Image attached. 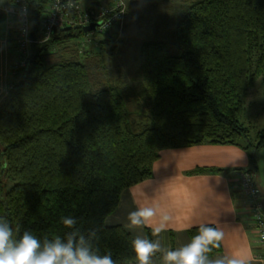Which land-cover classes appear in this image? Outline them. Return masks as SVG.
Wrapping results in <instances>:
<instances>
[{
	"label": "trees",
	"instance_id": "obj_1",
	"mask_svg": "<svg viewBox=\"0 0 264 264\" xmlns=\"http://www.w3.org/2000/svg\"><path fill=\"white\" fill-rule=\"evenodd\" d=\"M25 1L38 35L50 0ZM172 20L171 39L140 47L139 91L106 64L117 25L66 26L30 44L0 99V215L37 236L63 235L60 218L75 216L82 231L98 229L101 254L135 264L130 233L105 220L123 190L152 177L162 150L234 145L249 156L239 171L254 172L264 127L252 140L240 115L257 76L264 88V0H190ZM97 34L90 48L76 42Z\"/></svg>",
	"mask_w": 264,
	"mask_h": 264
},
{
	"label": "crops",
	"instance_id": "obj_2",
	"mask_svg": "<svg viewBox=\"0 0 264 264\" xmlns=\"http://www.w3.org/2000/svg\"><path fill=\"white\" fill-rule=\"evenodd\" d=\"M14 32V22L6 27L0 19L1 68L4 66L2 58L5 57L11 62L9 76L12 81L15 79L12 69L19 57ZM254 156L256 168L253 174L263 194L264 145L254 152ZM249 167L248 153L234 145L200 143L164 149L153 165L152 177L123 190L117 208L106 218L105 223L108 226H122L133 239L137 236L159 239L162 249H168L180 247L190 240L189 231L196 227L179 230L184 225L192 221L213 222L224 236L220 241L221 250L211 257L230 254L245 260L246 264H264L262 246L240 190L239 170ZM208 168L222 171H201ZM149 200L159 202L162 209L175 205L169 229L158 236H153L147 226H131L127 219L128 213L139 203ZM161 255V252H157L152 257V264H163Z\"/></svg>",
	"mask_w": 264,
	"mask_h": 264
},
{
	"label": "clouds",
	"instance_id": "obj_3",
	"mask_svg": "<svg viewBox=\"0 0 264 264\" xmlns=\"http://www.w3.org/2000/svg\"><path fill=\"white\" fill-rule=\"evenodd\" d=\"M2 2V0H0ZM14 2V0H13ZM175 205L173 206V208ZM173 208L162 209L159 202L139 203L128 213L131 226H147L153 236L167 231L173 221ZM68 231L63 235L37 236L31 230L21 231L8 217L0 215V264H116L110 252L101 254L95 241L98 229L81 230L75 216H62ZM196 227L191 239L177 248L162 249L159 239L137 236L131 241L137 264H152V257L161 252L163 264H246L230 254L210 257L213 248L220 247L224 233L213 222L192 221L181 229Z\"/></svg>",
	"mask_w": 264,
	"mask_h": 264
},
{
	"label": "rangeland",
	"instance_id": "obj_4",
	"mask_svg": "<svg viewBox=\"0 0 264 264\" xmlns=\"http://www.w3.org/2000/svg\"><path fill=\"white\" fill-rule=\"evenodd\" d=\"M5 1L2 0L0 5H4ZM123 2L122 23L114 28L118 32L112 44L115 46V51L107 56L106 64L112 72L120 74L139 91L141 81L136 76L140 69V47L150 40L171 39L174 34L172 20L174 12L180 5L188 4L190 0H123ZM97 35L95 37L85 36L76 42L80 46L90 48L97 38L101 37ZM87 39H91L92 44L87 42ZM14 60H16V55ZM3 61V68H1L0 61V99L6 93L9 82L12 81L9 76L11 62L5 57L2 58V63ZM243 102L240 121L253 128L250 135L254 140L255 131L264 127V88L261 76L255 78L254 86L249 90ZM6 190L7 188H4V192Z\"/></svg>",
	"mask_w": 264,
	"mask_h": 264
},
{
	"label": "built area",
	"instance_id": "obj_5",
	"mask_svg": "<svg viewBox=\"0 0 264 264\" xmlns=\"http://www.w3.org/2000/svg\"><path fill=\"white\" fill-rule=\"evenodd\" d=\"M93 0H50L49 13L44 18L42 31L36 34V41L44 42L54 30L66 26H87L96 24L95 31H106L114 25H120L124 15L123 0H99L97 5H84ZM103 2V3H102ZM0 19L7 27L14 22V40L19 57L16 65L26 67L30 39V13L25 0H14L0 5ZM240 190L245 197L248 213L254 223L257 239L264 251V205L262 192L255 182L254 174L247 171L238 173ZM264 258V252L262 253Z\"/></svg>",
	"mask_w": 264,
	"mask_h": 264
},
{
	"label": "water",
	"instance_id": "obj_6",
	"mask_svg": "<svg viewBox=\"0 0 264 264\" xmlns=\"http://www.w3.org/2000/svg\"><path fill=\"white\" fill-rule=\"evenodd\" d=\"M96 24H91V25H87L85 27H83V31L84 32H90V31H94L95 30V26ZM30 39L32 42H36L37 38H36V26L34 24L31 25L30 28ZM262 201H263V205H264V193L262 194Z\"/></svg>",
	"mask_w": 264,
	"mask_h": 264
}]
</instances>
